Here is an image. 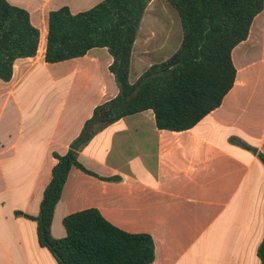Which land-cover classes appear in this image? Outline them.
Returning a JSON list of instances; mask_svg holds the SVG:
<instances>
[{
    "label": "crops",
    "instance_id": "0c3cea01",
    "mask_svg": "<svg viewBox=\"0 0 264 264\" xmlns=\"http://www.w3.org/2000/svg\"><path fill=\"white\" fill-rule=\"evenodd\" d=\"M8 1L29 11L41 39L38 55L17 60L12 80H0V264H59L40 245L37 223L16 213L39 215L58 163L54 153L66 154L94 110L120 90L107 48L57 64L45 61L49 14L66 6L78 14L104 0ZM162 1L152 0L146 13ZM135 48L132 84L153 65H146L149 51ZM233 62L235 86L193 129L159 130L148 110L117 121L83 145L79 161L98 176L72 168L52 235L66 237L65 217L94 208L125 232L150 234L156 245L152 264H261L264 11L249 38L233 50ZM69 104L88 107L81 128L61 135ZM112 177L120 179H103Z\"/></svg>",
    "mask_w": 264,
    "mask_h": 264
},
{
    "label": "trees",
    "instance_id": "16d2710c",
    "mask_svg": "<svg viewBox=\"0 0 264 264\" xmlns=\"http://www.w3.org/2000/svg\"><path fill=\"white\" fill-rule=\"evenodd\" d=\"M178 13L183 39L167 60L151 65L134 84L130 82L132 55L152 0H104L90 10L73 14L63 7L49 14L45 61L57 64L107 48L120 94L98 106L78 138L90 139L117 121L152 110L159 130L193 129L223 104L235 86L233 50L250 35L264 0H165ZM41 32L28 10L0 0V80L10 82L17 60L38 55ZM244 145V144H242ZM246 146V145H244ZM73 145L66 154L54 153L58 163L45 189L38 216L17 212L38 225L42 247L59 264H152L156 245L148 233L125 232L91 208L70 214L63 224L64 238L52 235L55 210L73 167L98 176L78 158ZM264 164V154H259ZM119 180V177L103 178ZM258 256L264 264V239Z\"/></svg>",
    "mask_w": 264,
    "mask_h": 264
},
{
    "label": "rangeland",
    "instance_id": "374dc122",
    "mask_svg": "<svg viewBox=\"0 0 264 264\" xmlns=\"http://www.w3.org/2000/svg\"><path fill=\"white\" fill-rule=\"evenodd\" d=\"M157 6V7H155ZM159 7V8H158ZM158 9V10H156ZM152 13H146L143 23L139 31V37L135 51H149L147 55V63H158L167 56L174 54L180 47L183 37L181 20L176 10L165 0L160 5L155 2ZM166 42V46L162 47ZM98 51H107L98 49ZM135 78V74L133 79ZM87 104H69L64 111L59 134L71 135L81 128L82 117L87 109ZM76 110H79L77 113Z\"/></svg>",
    "mask_w": 264,
    "mask_h": 264
},
{
    "label": "water",
    "instance_id": "95a60500",
    "mask_svg": "<svg viewBox=\"0 0 264 264\" xmlns=\"http://www.w3.org/2000/svg\"><path fill=\"white\" fill-rule=\"evenodd\" d=\"M90 140V134L86 133L84 135L83 138L79 139L78 141H76L73 145V150L74 151H78L83 145H85L86 143H88Z\"/></svg>",
    "mask_w": 264,
    "mask_h": 264
}]
</instances>
